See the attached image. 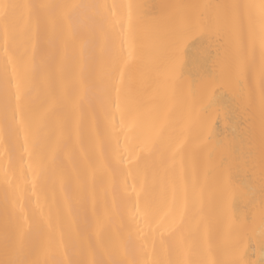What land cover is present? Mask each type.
I'll use <instances>...</instances> for the list:
<instances>
[{"label":"snow or ice","instance_id":"snow-or-ice-1","mask_svg":"<svg viewBox=\"0 0 264 264\" xmlns=\"http://www.w3.org/2000/svg\"><path fill=\"white\" fill-rule=\"evenodd\" d=\"M158 8L0 0V264H264V0Z\"/></svg>","mask_w":264,"mask_h":264},{"label":"bare ground","instance_id":"bare-ground-1","mask_svg":"<svg viewBox=\"0 0 264 264\" xmlns=\"http://www.w3.org/2000/svg\"><path fill=\"white\" fill-rule=\"evenodd\" d=\"M134 2L142 3L148 6V11H158V6L162 4H169V3H181V2H192V0H134ZM199 2H208V0H199ZM203 56L201 45L199 44H189L186 46L183 54V58L187 61L188 66L195 71L197 65L199 64L201 58ZM225 103H229L228 97L222 98ZM216 110L215 107L213 109ZM220 121L217 125V130L222 139L225 141L236 139V146L237 149L240 148V142L244 139L246 132L245 129L247 127L246 123L243 122V117L237 118L235 115H229L224 109H220ZM258 128H257V136H258ZM252 259L254 261H259L264 259L260 255V253L254 252L252 254Z\"/></svg>","mask_w":264,"mask_h":264}]
</instances>
